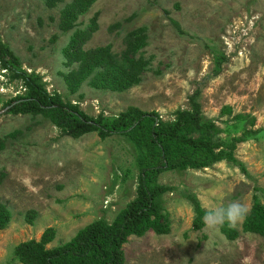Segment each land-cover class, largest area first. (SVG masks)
Masks as SVG:
<instances>
[{
    "label": "rangeland",
    "instance_id": "374dc122",
    "mask_svg": "<svg viewBox=\"0 0 264 264\" xmlns=\"http://www.w3.org/2000/svg\"><path fill=\"white\" fill-rule=\"evenodd\" d=\"M73 1L0 0V39L13 56L10 69L0 62V204L11 213L0 230V264H24L19 246L48 229L56 230L47 245L54 249L95 221L112 224L138 198L139 160L129 139L79 136L61 113L14 109L30 94L26 79L93 122L136 108L171 127L179 112L198 108L202 123L217 127L215 139L245 136L237 163L165 169L156 181L165 188L155 199L161 231L131 235L122 250L127 264H264V236L243 231L253 206L264 205V0H94L66 31L62 11ZM94 25L85 48L106 47L117 57L132 31L145 30L146 45L134 56L145 69L133 85L99 70L80 82L73 76L74 35ZM232 202L247 208L232 227L241 233L234 241L203 222L205 204ZM30 211L37 213L32 223Z\"/></svg>",
    "mask_w": 264,
    "mask_h": 264
},
{
    "label": "trees",
    "instance_id": "16d2710c",
    "mask_svg": "<svg viewBox=\"0 0 264 264\" xmlns=\"http://www.w3.org/2000/svg\"><path fill=\"white\" fill-rule=\"evenodd\" d=\"M93 1L74 0L65 7L62 11L61 27L66 31L72 30L78 17L90 8ZM47 2L50 7H55L64 0ZM96 29L94 25L88 31L78 30L74 35L68 53L69 64L76 67L73 76L80 82L91 71L99 70L102 77L107 73L110 80L123 81L127 83V87L133 85L145 69L141 58H134L146 45L145 30L142 28L132 31L126 38L125 55L117 57L106 47L85 48L90 35ZM7 50L0 39V62L5 69H10L13 56ZM26 85L30 94L14 109L24 113L46 114L50 117H53V112L61 113L68 118L79 136L99 131L103 139L113 135L129 139L137 151L140 175L138 198L119 213L112 224L105 219L95 221L80 231L71 242L54 249H48L47 245L54 240L56 230L48 229L41 240H31L19 246L18 253L24 264H127L122 249L129 236H144L150 229L161 231L159 229L161 206L155 199L165 188L156 185L159 175L165 169L185 170L190 166L198 168L223 159L237 163L234 151L238 142L245 139V136L234 138L231 144H224L221 140L215 139L212 131L215 132L217 127L210 122L203 124L198 108L195 112H179L177 122L171 127L158 124L156 113L141 112L136 108H130L129 113L122 115V119L93 122L76 107L67 108L61 98L51 96L37 81L26 79ZM249 133L256 134L258 131H248L245 134ZM195 205L197 207L198 203L195 202ZM197 211L199 216L196 226L201 227L203 214L198 208ZM36 214L35 211L28 212L29 222H33ZM10 218L8 207L0 204V230L6 228ZM243 231L264 236L263 204L256 203L246 215ZM222 233L230 241L236 240L241 234L227 224L222 226Z\"/></svg>",
    "mask_w": 264,
    "mask_h": 264
},
{
    "label": "clouds",
    "instance_id": "9594fccd",
    "mask_svg": "<svg viewBox=\"0 0 264 264\" xmlns=\"http://www.w3.org/2000/svg\"><path fill=\"white\" fill-rule=\"evenodd\" d=\"M205 216L203 218L204 225L210 231L227 224L231 227L243 218L247 213V208L238 202H232L226 206H214L205 204Z\"/></svg>",
    "mask_w": 264,
    "mask_h": 264
}]
</instances>
